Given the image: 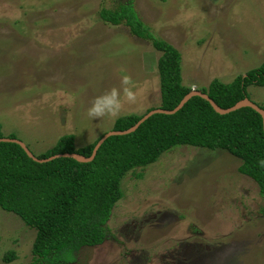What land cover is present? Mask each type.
<instances>
[{
  "label": "rangeland",
  "instance_id": "rangeland-1",
  "mask_svg": "<svg viewBox=\"0 0 264 264\" xmlns=\"http://www.w3.org/2000/svg\"><path fill=\"white\" fill-rule=\"evenodd\" d=\"M130 1L181 55L185 85L230 82L264 60V0H0V125L37 154L65 133L79 147L160 101V52L100 8ZM122 78L131 96L121 93ZM115 88V116L90 117ZM264 107V86H247ZM144 114V113H143ZM226 150L178 145L122 178L108 235L69 264H264V196ZM141 173L140 177L135 174ZM193 227L197 231H193ZM34 230L0 208V264H31ZM13 250L15 257L2 256Z\"/></svg>",
  "mask_w": 264,
  "mask_h": 264
},
{
  "label": "trees",
  "instance_id": "trees-1",
  "mask_svg": "<svg viewBox=\"0 0 264 264\" xmlns=\"http://www.w3.org/2000/svg\"><path fill=\"white\" fill-rule=\"evenodd\" d=\"M98 16L108 24L125 25L130 34L149 40L160 52L156 62L160 101L156 107L172 109L192 89L182 80L180 52L151 33L130 1L113 8L102 7ZM250 84L264 86V60L230 82L213 78L196 89L226 108L248 97ZM152 108L155 107L146 111ZM143 113L121 115L111 129L124 130ZM103 133L79 147L74 145V134L65 133L37 154L25 145L39 158L71 152L88 156ZM1 137L17 138L12 132L4 134L0 125ZM178 145L226 150L240 159L237 172L251 178L264 196V168L256 163L264 158L261 116L250 107L219 114L197 95L172 114L154 113L134 131L107 137L88 162L69 157L35 162L17 143L0 141V208L15 214L34 230L31 264H69L76 260L81 248L101 244L108 235L112 208L124 195L122 178ZM135 176L140 177L141 173ZM193 231L197 229L193 227ZM14 257V251L8 250L2 260L9 262Z\"/></svg>",
  "mask_w": 264,
  "mask_h": 264
},
{
  "label": "water",
  "instance_id": "water-1",
  "mask_svg": "<svg viewBox=\"0 0 264 264\" xmlns=\"http://www.w3.org/2000/svg\"><path fill=\"white\" fill-rule=\"evenodd\" d=\"M194 95L200 96L203 99H205L210 104L212 109L219 114H226L228 112L234 111V110L241 108V107L252 108L261 116L262 129H263V133H264V110L259 105H257L252 100H250L248 97H244V98L238 100L237 102H235L233 105H231L229 107L222 108L219 105H217L206 93H203L202 91L197 90V89H191L189 92H187L180 99V101L172 109H162L160 107H155V108H152V109L146 111L133 125H131L130 127L126 128L124 130H114V129L107 130L98 138V140L96 141V143L94 144V146L91 150L90 155H88V156H83L79 153L71 152V153H57V154L50 155L46 158H39V157L35 156L21 140H19L17 138L1 137L0 141H10V142L17 143L24 150L26 155L35 162H45V161H49V160H51L53 158H57V157H69V158H73L79 162H88V161L93 159L97 148L101 145V143L107 137H109L111 135L127 134V133L134 131L136 129V127L143 120H145L147 117H149L150 115H152L154 113L172 114L175 111H177L191 96H194Z\"/></svg>",
  "mask_w": 264,
  "mask_h": 264
},
{
  "label": "clouds",
  "instance_id": "clouds-1",
  "mask_svg": "<svg viewBox=\"0 0 264 264\" xmlns=\"http://www.w3.org/2000/svg\"><path fill=\"white\" fill-rule=\"evenodd\" d=\"M124 87L121 88V93H126L129 97L131 96V90L126 87L129 83L127 78H122L121 81ZM120 108V102L118 99V92L115 88L109 89L102 96L93 98V101L88 108V115L90 117H100L103 115L115 116ZM257 166L264 168V158L257 160Z\"/></svg>",
  "mask_w": 264,
  "mask_h": 264
}]
</instances>
